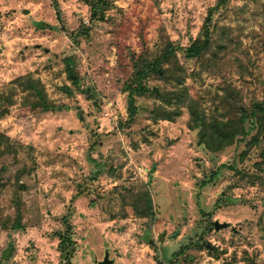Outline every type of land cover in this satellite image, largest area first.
<instances>
[{"label": "rangeland", "instance_id": "374dc122", "mask_svg": "<svg viewBox=\"0 0 264 264\" xmlns=\"http://www.w3.org/2000/svg\"><path fill=\"white\" fill-rule=\"evenodd\" d=\"M58 2L60 14L53 0H0V258L11 236L15 264H60L71 224L73 264H99L107 250L113 264H264V138L253 149L256 129L202 141V122H236L237 106L264 98V0H230L214 53L178 50L163 63L168 79H147L168 99L138 96L131 122L123 86L133 54L189 45L217 0H112L89 36L70 33L90 25L87 2ZM31 83L46 106L32 105ZM16 202L24 228L9 235ZM215 220L229 225L216 230Z\"/></svg>", "mask_w": 264, "mask_h": 264}, {"label": "trees", "instance_id": "16d2710c", "mask_svg": "<svg viewBox=\"0 0 264 264\" xmlns=\"http://www.w3.org/2000/svg\"><path fill=\"white\" fill-rule=\"evenodd\" d=\"M90 7V25L80 27L75 32H71V35L76 36L78 33H83L85 36H89L92 30V25L96 21L104 20L106 18V11L114 7V2L112 0H85ZM230 0H217V2L210 7L208 14L204 20L201 33L187 46H177L172 42H167L166 47L162 52L155 56L153 59L143 58V54H133L134 66L132 70V76L127 80L123 86V91L128 94V109H129V119L131 122L135 119L138 106L136 104L137 97L146 94H155L165 100L168 97L160 90L159 86H152L147 82L149 76L156 75L158 78H169L167 68L163 67V63L171 62L177 59V51L182 50L184 54L189 58H194L196 60H204L208 53H214L213 43H214V32L218 27L217 15H220L222 10L229 4ZM53 4L56 8L58 14H60V5L58 0H53ZM67 71L70 79L77 86L79 85V77L74 73V70L70 65L67 67ZM180 80L181 77H178ZM32 86L35 83H31ZM34 91H37L38 98L31 101L32 105L39 106L44 104L46 106V97L44 96L41 89L33 87ZM179 100H185L186 96L182 90L174 92L173 96ZM240 111V117L236 122L232 121H222L214 119L212 121H204L202 141L205 142L207 146L211 145L214 136H220L221 139L231 141L238 135H242L241 139H245L252 131L256 129V133L253 134L248 140V146L253 149L261 139L264 138V115L259 117L260 114L264 113V98L256 102L252 109H247L243 106H237ZM164 116L172 117V114L164 109L162 111ZM199 119V118H198ZM8 137L0 133V141L3 142L7 140ZM9 146V142L7 143ZM251 150L248 153H244L245 158H250ZM264 155V150L262 151ZM259 167L250 166V164L245 163L242 166V170L249 173H258L261 166ZM226 164H223V168ZM217 173V172H216ZM215 172L212 174L214 176ZM209 178L208 181H211ZM204 183H207L206 181ZM141 200L144 201L143 209L145 216H151L154 218V202L152 199V194L150 191L145 190L143 195H141ZM138 207V206H137ZM65 221L68 223V219L65 217ZM214 222L211 221V226ZM68 227L64 232L59 234L60 242L59 248L61 250V260L60 264H73L72 258L75 254L76 241L73 236V226L67 224ZM210 226V227H211ZM215 227V226H214ZM8 230L9 235H12L18 229L24 228L23 224V208L20 202H16V213L15 218L11 226H5ZM151 241V240H150ZM5 254L0 258V264H15L13 261L14 257V242L10 236L9 240L4 246Z\"/></svg>", "mask_w": 264, "mask_h": 264}, {"label": "water", "instance_id": "95a60500", "mask_svg": "<svg viewBox=\"0 0 264 264\" xmlns=\"http://www.w3.org/2000/svg\"><path fill=\"white\" fill-rule=\"evenodd\" d=\"M28 11V10H27ZM229 225V222H220L219 220H215L214 222V226L215 229H220L222 227H226ZM114 259L110 256V252L109 250H107L105 252L104 258L102 260L99 261V264H113L114 263Z\"/></svg>", "mask_w": 264, "mask_h": 264}, {"label": "flooded vegetation", "instance_id": "af4514ba", "mask_svg": "<svg viewBox=\"0 0 264 264\" xmlns=\"http://www.w3.org/2000/svg\"><path fill=\"white\" fill-rule=\"evenodd\" d=\"M105 255V254H104Z\"/></svg>", "mask_w": 264, "mask_h": 264}]
</instances>
